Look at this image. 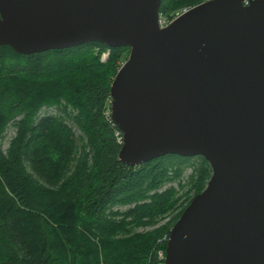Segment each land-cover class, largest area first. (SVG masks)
<instances>
[{
    "label": "water",
    "instance_id": "water-1",
    "mask_svg": "<svg viewBox=\"0 0 264 264\" xmlns=\"http://www.w3.org/2000/svg\"><path fill=\"white\" fill-rule=\"evenodd\" d=\"M160 3L0 0V45L128 47L109 86L119 161L201 156L211 168L164 264H264V0H204L165 26Z\"/></svg>",
    "mask_w": 264,
    "mask_h": 264
},
{
    "label": "trees",
    "instance_id": "trees-1",
    "mask_svg": "<svg viewBox=\"0 0 264 264\" xmlns=\"http://www.w3.org/2000/svg\"><path fill=\"white\" fill-rule=\"evenodd\" d=\"M202 1L161 0L159 14ZM128 51L88 42L24 55L0 45V264H156L160 239L205 187L201 156L119 161L118 128L104 112ZM9 123L16 132L3 149Z\"/></svg>",
    "mask_w": 264,
    "mask_h": 264
},
{
    "label": "rangeland",
    "instance_id": "rangeland-1",
    "mask_svg": "<svg viewBox=\"0 0 264 264\" xmlns=\"http://www.w3.org/2000/svg\"><path fill=\"white\" fill-rule=\"evenodd\" d=\"M186 8H188V7H184V8H181V9L175 11L173 16H176L177 14H179L180 12H182ZM96 51H97V49H96ZM128 52H125V53L122 54V57H121V59L119 61V63H120L119 65H121L125 61V59L128 56ZM108 55H109V50L102 51V53L100 55V60L101 61L107 60ZM57 112H58V110L55 107H43L42 109H40L39 114H54V113H57ZM73 127H74V130H76L78 132L77 127H75V126H73ZM15 132H16V128L11 123H9L4 128V130L2 132L3 140H2V144H1L3 149L7 148L8 144H9V141L15 135ZM196 162H197V160H192V161H190L191 164L189 166L185 167V170L183 172V179H185L187 177V175L192 171L193 164H195ZM170 185L176 186V183L175 182H169V183L166 184V186H170ZM138 230L139 231H144V229H141V228L138 229ZM145 230H146V228H145Z\"/></svg>",
    "mask_w": 264,
    "mask_h": 264
},
{
    "label": "built area",
    "instance_id": "built-area-1",
    "mask_svg": "<svg viewBox=\"0 0 264 264\" xmlns=\"http://www.w3.org/2000/svg\"><path fill=\"white\" fill-rule=\"evenodd\" d=\"M244 2H248V0H244ZM175 17V16H173ZM172 16L171 17H167V16H164V15H159V25L160 26H165L167 25L170 20L173 18ZM110 102V100H109ZM109 102H108V106H107V109L105 110L104 112V115L105 117L109 120H110V109H109ZM115 136H116V139H117V142L121 143L122 144V134H121V131L118 129L115 131ZM168 238V235H163V237L160 239V242H164V246L166 244V240ZM165 249V248H164ZM164 249H159L157 251V263L156 264H164V257H165V253H164Z\"/></svg>",
    "mask_w": 264,
    "mask_h": 264
},
{
    "label": "flooded vegetation",
    "instance_id": "flooded-vegetation-1",
    "mask_svg": "<svg viewBox=\"0 0 264 264\" xmlns=\"http://www.w3.org/2000/svg\"><path fill=\"white\" fill-rule=\"evenodd\" d=\"M168 186H166V184H164L161 188H160V190H163V189H165V188H167ZM176 187V186H175ZM170 217H171V214H164L163 215V218H161V220L156 224V226L157 225H159V224H161V223H164V222H166L167 220H169L170 219ZM174 224V223H173ZM151 226H145V227H140L141 229H144L145 230V228H146V230L147 229H149ZM172 227V226H171ZM139 228V229H140ZM166 235H168V234H166Z\"/></svg>",
    "mask_w": 264,
    "mask_h": 264
}]
</instances>
